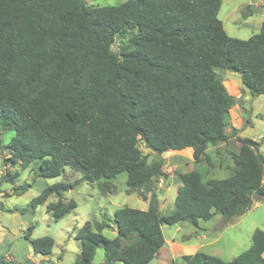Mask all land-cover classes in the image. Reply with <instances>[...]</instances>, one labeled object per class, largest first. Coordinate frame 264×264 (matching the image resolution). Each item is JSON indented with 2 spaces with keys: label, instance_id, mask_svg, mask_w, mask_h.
<instances>
[{
  "label": "trees",
  "instance_id": "trees-1",
  "mask_svg": "<svg viewBox=\"0 0 264 264\" xmlns=\"http://www.w3.org/2000/svg\"><path fill=\"white\" fill-rule=\"evenodd\" d=\"M221 2L0 0V152L9 153L12 170L34 163L39 176L63 177L33 197L31 208L56 197L46 205L56 222L77 206L63 193L84 182L105 188L102 180L122 172L127 191L147 202L146 209L122 206L85 221L74 233L80 252L73 264H93L97 247L101 264H148L165 243L161 225L237 218L264 199L261 142L239 136L235 126L226 132L236 101L215 70L236 72L252 96L264 94V20L248 38L231 37L218 17ZM1 129L13 131L7 143ZM232 136L238 148L229 173L204 179L199 163L212 164L207 148ZM139 141L154 153L151 160ZM186 148L196 166L177 173L174 208L163 214L156 192L165 176L162 153ZM66 169L80 175L67 180ZM12 170L0 184L17 177ZM31 228L24 238L33 252L49 255L53 238L31 239ZM0 264L18 263L1 256ZM170 264H264V230L255 229L250 245L229 261L195 251Z\"/></svg>",
  "mask_w": 264,
  "mask_h": 264
},
{
  "label": "rangeland",
  "instance_id": "rangeland-1",
  "mask_svg": "<svg viewBox=\"0 0 264 264\" xmlns=\"http://www.w3.org/2000/svg\"><path fill=\"white\" fill-rule=\"evenodd\" d=\"M124 1L84 0L89 6H112ZM252 3L259 5L258 9L256 7L253 9V6L246 9L247 5ZM249 10H252V14H248ZM218 17L223 21L224 30L229 36L246 39L258 30L259 21L264 17V6L259 4V0H222ZM246 18L248 19L245 20ZM119 44L120 39L115 38L112 49L116 51ZM215 70L236 101L230 108L229 127L226 132L229 133L230 128L235 126L238 128L239 136L260 141V152L264 156V94L252 96L242 86L240 75L236 72L221 68ZM246 119L249 123H246ZM1 131L3 142L7 143L13 131L4 129ZM138 146L148 160L154 157V153L145 148L141 141L138 142ZM237 148L238 141L233 136L218 146L210 145L206 152L212 164L208 165L204 160L199 163L200 166L207 168L204 179L225 177L233 166L232 154ZM182 152L189 155L188 158L175 159L171 156L174 152L169 150L162 153L165 176L157 181L156 192L160 200L158 206L163 214L174 208L176 188L180 185L177 173L190 171L196 166L190 157L191 149L186 148ZM8 157L9 153L1 150L0 168L12 170L9 161L6 160ZM200 170L204 171L202 167ZM12 171L18 172L17 177L12 181H2L0 184V257L9 256L11 261L18 264H73L80 252L79 242L74 239V233L85 221L90 220L92 223L101 221L106 214L112 216L114 210L122 206L138 209L147 207V202L141 199L137 191H127L126 173L122 172L108 182L102 180L105 188L100 189L97 183L84 182L77 188L65 192L63 197L73 199L77 206L55 222L46 211V205L56 200V197H49L34 210L30 206V201L39 195L43 188L62 181L63 177L39 176L35 173L34 163L25 169L16 164ZM79 175V172L66 169L64 178L73 180ZM159 181L161 185H158ZM21 185L29 186L20 194L14 193V188ZM30 226L31 239L42 236L53 238L54 245L49 255L43 256L33 252L30 242L24 238ZM255 229L264 230V199L254 201L252 206L237 218L225 220L216 214L209 220H199L197 226L187 222L170 226L161 225L166 245L164 243L160 253L148 264H170L173 259L195 251L217 255L222 260L229 261L250 245L251 235ZM102 233L108 238L115 235V231L111 229H105ZM102 260L103 250L97 247L93 264H101Z\"/></svg>",
  "mask_w": 264,
  "mask_h": 264
},
{
  "label": "crops",
  "instance_id": "crops-1",
  "mask_svg": "<svg viewBox=\"0 0 264 264\" xmlns=\"http://www.w3.org/2000/svg\"><path fill=\"white\" fill-rule=\"evenodd\" d=\"M259 4H262L263 6H264V1H260L259 0ZM251 6H253V9H255V7H256V9H258V6L259 5H257L256 3H252V5H247V8L248 9H250L249 7H251ZM248 14H252V10H249V12H248ZM248 18H246L245 20H247ZM264 20V17H262L261 19H260V21H259V24H258V29H259V26H260V24H261V22ZM222 24H223V21H222ZM223 28H224V24H223ZM258 31V30H257ZM256 31V32H257ZM172 152V151H171ZM171 156H173V157H175V159H178V160H180L181 158H182V160L183 159H185V158H188L187 156H189V155H187V154H185L184 152H182V151H180V152H174ZM190 157H191V155H190ZM190 159V158H189ZM192 159V158H191ZM189 162V161H188ZM159 180H161V179H159ZM158 185H161V182L159 181V183H158ZM179 186V185H178ZM177 189V188H176ZM1 194H2V192H1ZM64 194L65 193H63V196H64ZM55 198V197H54ZM65 198V197H64ZM157 198H158V194H157ZM66 199V198H65ZM159 199H158V203H159ZM259 201V200H258ZM147 208V207H146ZM160 210V209H159ZM73 211V210H72ZM231 221V220H230ZM229 221V222H230ZM178 224V223H177ZM165 240V239H164ZM165 245H166V241H165ZM162 248V247H161ZM160 248V249H161ZM196 248V247H195ZM158 253H160V250H159V252ZM6 260H10V257L9 256H7V257H4ZM47 257H45V259H46Z\"/></svg>",
  "mask_w": 264,
  "mask_h": 264
},
{
  "label": "built area",
  "instance_id": "built-area-1",
  "mask_svg": "<svg viewBox=\"0 0 264 264\" xmlns=\"http://www.w3.org/2000/svg\"><path fill=\"white\" fill-rule=\"evenodd\" d=\"M6 172L5 168H0V177L4 175Z\"/></svg>",
  "mask_w": 264,
  "mask_h": 264
},
{
  "label": "water",
  "instance_id": "water-1",
  "mask_svg": "<svg viewBox=\"0 0 264 264\" xmlns=\"http://www.w3.org/2000/svg\"><path fill=\"white\" fill-rule=\"evenodd\" d=\"M164 153V152H163Z\"/></svg>",
  "mask_w": 264,
  "mask_h": 264
}]
</instances>
